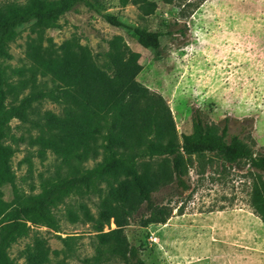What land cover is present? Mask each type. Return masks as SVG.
Returning <instances> with one entry per match:
<instances>
[{
	"label": "rangeland",
	"instance_id": "obj_1",
	"mask_svg": "<svg viewBox=\"0 0 264 264\" xmlns=\"http://www.w3.org/2000/svg\"><path fill=\"white\" fill-rule=\"evenodd\" d=\"M93 1L99 11L79 4L50 24L37 26L31 21L19 26L8 42L12 58L4 62L7 71L18 79L14 69L30 66L29 45L56 49L66 41L101 64L109 41L121 35L141 53L138 80L164 97L180 135L193 132L195 113L201 110L208 121L220 126L228 120L231 133H240L257 152H264V0ZM107 14L123 25L111 24ZM134 27L166 33L161 37L160 58L138 42ZM63 91L47 76L20 95L18 102L27 106L31 120L12 119L8 142L16 149L12 167L22 193L37 195L112 155L106 133L97 141L98 153L81 162L65 161L49 149L41 151L35 143L41 133L36 121L39 113L63 112ZM157 161L151 160L152 165ZM258 173L244 160L229 163L214 153L194 156L184 175L188 188L173 180L154 193L157 203L172 207L171 217L164 224L146 227L148 210L143 203L126 227L130 243L146 264H264V222L250 204ZM1 189L6 200L14 199L12 184ZM107 194L102 181L63 193L51 206L56 226L28 222L31 235L13 243L10 256L23 263L22 249L32 235L39 234L51 246L48 264H125L106 248L98 252L94 224L85 221V210L96 217ZM73 213L79 215L78 221H73Z\"/></svg>",
	"mask_w": 264,
	"mask_h": 264
},
{
	"label": "trees",
	"instance_id": "obj_2",
	"mask_svg": "<svg viewBox=\"0 0 264 264\" xmlns=\"http://www.w3.org/2000/svg\"><path fill=\"white\" fill-rule=\"evenodd\" d=\"M79 4L99 11L93 0H0V264H48L51 246L46 237L32 235L21 251L23 263L12 258L9 248L18 239L29 237L33 224L56 226L51 206L63 193L95 181L105 182L108 194L101 201L98 215L86 209L85 221L93 222L99 241L98 252L108 249L125 264H146L139 249L132 245L126 227L134 213L145 203L148 217L143 224H164L171 217L169 205L157 203L154 193L165 183L176 180L184 185V175L193 158L206 153L219 155L229 163L242 160L259 171L251 188L250 204L264 222V152L259 153L240 133H231L227 123L208 121L201 110L194 116V130L179 134L170 107L161 94L138 80L143 70L141 53L133 50L121 35L109 41L98 64L82 47L66 41L58 48L31 44L27 50L28 68H17L15 79L4 65L12 58L8 42L16 29L28 22L43 26L60 19ZM115 26L123 23L105 15ZM138 42L161 56L164 31L134 27ZM51 77L64 89L63 112L39 113L41 133L35 143L41 151L51 150L65 161H84L98 153L97 141L106 133L112 155L105 162L79 176L45 187L37 195L22 193L16 187L12 167L15 147L8 142L11 120L30 121L31 112L20 95L34 88L39 77ZM158 159L153 166L151 160ZM14 186L15 197L6 200L1 187ZM73 221L79 215L72 214ZM114 223L116 226L111 227ZM108 226L109 230H105ZM67 242V238H63ZM55 264H67L64 261Z\"/></svg>",
	"mask_w": 264,
	"mask_h": 264
},
{
	"label": "built area",
	"instance_id": "obj_3",
	"mask_svg": "<svg viewBox=\"0 0 264 264\" xmlns=\"http://www.w3.org/2000/svg\"><path fill=\"white\" fill-rule=\"evenodd\" d=\"M149 230H151V237H153L155 235V232L152 230V228H149Z\"/></svg>",
	"mask_w": 264,
	"mask_h": 264
}]
</instances>
